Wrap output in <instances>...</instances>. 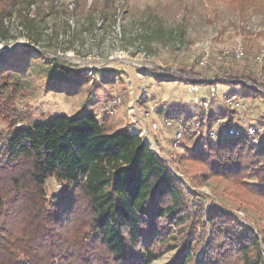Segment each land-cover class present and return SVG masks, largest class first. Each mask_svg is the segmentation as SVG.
I'll return each instance as SVG.
<instances>
[{
  "label": "rangeland",
  "instance_id": "obj_1",
  "mask_svg": "<svg viewBox=\"0 0 264 264\" xmlns=\"http://www.w3.org/2000/svg\"><path fill=\"white\" fill-rule=\"evenodd\" d=\"M1 17L0 142L91 110L106 132L148 143L185 191L189 220L156 222L151 264H242L222 248L232 218L264 251V0H0ZM19 172L0 167V264H74L87 201L53 178L19 188Z\"/></svg>",
  "mask_w": 264,
  "mask_h": 264
},
{
  "label": "trees",
  "instance_id": "obj_2",
  "mask_svg": "<svg viewBox=\"0 0 264 264\" xmlns=\"http://www.w3.org/2000/svg\"><path fill=\"white\" fill-rule=\"evenodd\" d=\"M184 130L189 129L184 126ZM219 134L212 142L221 150L229 145ZM0 143V167L20 171L14 179L16 186L38 190L53 178L63 194L73 191L87 201L90 230L79 240L81 246L68 251L74 264H151L157 258L150 250V240L160 230L156 222L167 219L178 227L189 220L183 187L147 144L125 130L106 132L91 110L73 116L55 114L16 127ZM234 221L232 218L230 225L237 234L223 230L229 234L222 248L230 243L231 252L239 255L242 264H264L257 235L233 225ZM212 226H216L213 216ZM138 246L141 252L135 251ZM66 255L53 256L50 264H69ZM188 259L178 264H186Z\"/></svg>",
  "mask_w": 264,
  "mask_h": 264
},
{
  "label": "built area",
  "instance_id": "obj_3",
  "mask_svg": "<svg viewBox=\"0 0 264 264\" xmlns=\"http://www.w3.org/2000/svg\"><path fill=\"white\" fill-rule=\"evenodd\" d=\"M234 54H235L236 58H241L243 56V51L241 48H238L234 51ZM118 103H119V99H116L113 101V105H115V106L118 105ZM228 103H231V102L228 100ZM110 114H115V112H110ZM147 115L149 116L148 112H147ZM167 124H169V123H167ZM193 126H195V131H196V133H198L200 126L198 124H193ZM230 133H232V132H230ZM214 136H215V133L210 132V137L214 138ZM181 145H182V133L176 132L174 134L172 148L174 150H178L181 148Z\"/></svg>",
  "mask_w": 264,
  "mask_h": 264
},
{
  "label": "water",
  "instance_id": "obj_4",
  "mask_svg": "<svg viewBox=\"0 0 264 264\" xmlns=\"http://www.w3.org/2000/svg\"><path fill=\"white\" fill-rule=\"evenodd\" d=\"M147 144V146L149 147V144L148 143H146Z\"/></svg>",
  "mask_w": 264,
  "mask_h": 264
}]
</instances>
